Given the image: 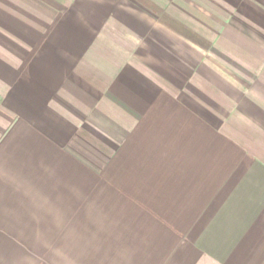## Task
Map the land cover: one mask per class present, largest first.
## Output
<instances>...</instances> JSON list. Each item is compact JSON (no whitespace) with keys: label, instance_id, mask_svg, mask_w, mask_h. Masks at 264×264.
Segmentation results:
<instances>
[{"label":"crops","instance_id":"1","mask_svg":"<svg viewBox=\"0 0 264 264\" xmlns=\"http://www.w3.org/2000/svg\"><path fill=\"white\" fill-rule=\"evenodd\" d=\"M0 264H264V0H0Z\"/></svg>","mask_w":264,"mask_h":264}]
</instances>
